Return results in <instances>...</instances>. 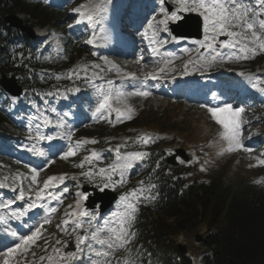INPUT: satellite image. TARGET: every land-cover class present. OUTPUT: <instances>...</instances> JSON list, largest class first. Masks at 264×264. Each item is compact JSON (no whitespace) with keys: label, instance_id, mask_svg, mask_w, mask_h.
I'll list each match as a JSON object with an SVG mask.
<instances>
[{"label":"snow or ice","instance_id":"snow-or-ice-1","mask_svg":"<svg viewBox=\"0 0 264 264\" xmlns=\"http://www.w3.org/2000/svg\"><path fill=\"white\" fill-rule=\"evenodd\" d=\"M107 0H88L86 4H81L77 8L73 9L78 13L81 19L87 20L89 23L98 17L99 13L104 10V4ZM165 0H160V4L163 5ZM173 3L177 6L175 11H171L169 14L163 7L160 8V12L163 13V18L157 20L156 16L148 21L147 28L143 34L144 39L149 41V44L163 45L167 43V40L158 39L160 32L168 31L169 21H175L179 19L178 13L182 12H194L203 17L204 22V39L196 41L198 49H203L208 53L207 56L202 53L197 56V61H203L201 67H210L213 63L225 60H247L254 58L259 53H264V0H173ZM80 20H77L79 23ZM151 30V38L148 36V32ZM220 37H227V39L221 40ZM87 43L92 44L93 40L89 39ZM219 49L235 50L230 51L227 55L222 53ZM150 51L155 54L158 49L153 47ZM187 52L188 49H183ZM95 55V53H93ZM140 61H137L139 63ZM166 64L171 63L170 60L165 61ZM188 63H194L189 61ZM93 67H99L93 65ZM87 71V66H81V69L72 70L68 74V78L71 79L73 75L78 76V71ZM119 72V69H116ZM162 71V70H161ZM184 74H188L187 64L185 65ZM129 76H135L134 73H129ZM240 76H245V73H238ZM149 77L155 79L156 76L152 73H146L145 79ZM60 77H57L59 79ZM247 79L251 80V76H247ZM90 82V81H89ZM109 85L112 81L107 82ZM253 88H256V84H252ZM72 92L80 91L79 88L69 89ZM100 96L99 103L95 109L94 117L98 119H109V123H113L111 117L115 113V121L119 122L121 118L131 119V113L133 109L129 106L124 110L113 106V101L120 103L126 96H139L147 97L151 95L148 91L136 90L133 92L125 93L120 89H107L103 87L98 88ZM52 93H49L51 95ZM204 107V105H201ZM242 107H234L229 103H224L222 106L208 107L207 112L210 114L211 120H213L220 127L218 133L220 151L218 155H223L225 152L231 153L237 150H243L245 152H251L252 149L247 148L242 143V125L247 123L242 116L244 112ZM43 116V113H41ZM44 123L50 124L51 120L46 116L44 117ZM64 121L58 122V127H63ZM31 132V129H29ZM36 139L51 141L54 139L51 135H43L39 131L36 133ZM67 140L70 142L68 150L63 153L61 159L67 160L69 157L75 156L80 148L86 144H96V140H77L72 142V132L69 131L66 135ZM153 138L147 135H139L135 138L134 143L141 145H147L152 142ZM128 141L125 140L124 144L117 145L115 149H109V151L115 152V159L103 167H98V163L102 162V156L95 150L89 152L84 156L83 160L74 165L80 169H84L85 165H89L88 170H82L79 175L86 180L93 181L99 179L103 185V188H113L115 190L118 185H123L127 182V174L130 169H133L137 162L143 161L149 156L146 151H124L122 148L127 146ZM34 151L44 156L45 152L41 149H34ZM264 155V154H262ZM183 162V161H181ZM257 162L260 165H264V159L257 158ZM51 163V161H49ZM159 162L156 167L158 168ZM93 169H96L95 171ZM42 169H31L30 184L27 190L20 188L16 200L23 201L27 195H34L31 203L27 205L28 209L41 207V201L46 198L54 200H60L59 196H54L50 191L51 188L63 184L66 175L60 176H48L43 180L42 186L38 183V177ZM201 171L204 168L201 167ZM151 175V174H150ZM118 177L119 179H114ZM12 190L16 191V181H20L23 178L20 175H16L13 178ZM71 179L77 180L76 176H72ZM8 180L7 177L4 178ZM259 183V181H257ZM138 187H134L128 192L121 194L118 198L116 208L111 212L109 217L103 218L101 223L97 213L89 211L81 204L82 200H86L87 196L82 192H77L78 199L75 200V208L73 205H68V210L64 213V218L55 225L62 233H68L69 228L71 232L75 234V251L62 252L61 248L53 246V253L55 255L40 256L39 261H45L47 259L48 264H71L72 261L77 260L87 250L94 254L97 260L93 261V264H113L111 257L119 250H124L126 253H130L129 245L133 242L136 233L133 231V225L137 219V213L140 205L147 202L154 201L156 196L153 190L156 188L155 184L141 180L138 182ZM35 186V187H34ZM9 187L4 182L0 183V188ZM63 192L67 193L68 188L65 187ZM7 203H0V209L9 208ZM57 212L56 207H46L45 216L42 220L33 228L30 229L29 234L17 236L15 232L11 235L18 240L14 246L8 247L3 253V259L0 260V264H20L21 259L23 264H35L34 261H29L27 255L32 250L33 246L37 245V241L43 239V233L46 231L45 225L52 223L51 215ZM15 216V213H12ZM23 215V213H20ZM3 219V217H0ZM95 222V223H94ZM85 223L88 227H85ZM45 244H48V240H44ZM56 245L63 244L67 247V241L57 239ZM47 251V249H45ZM31 255L35 257V252L32 251ZM119 264V262H118ZM122 264H137V261L130 255H127Z\"/></svg>","mask_w":264,"mask_h":264},{"label":"trees","instance_id":"trees-1","mask_svg":"<svg viewBox=\"0 0 264 264\" xmlns=\"http://www.w3.org/2000/svg\"><path fill=\"white\" fill-rule=\"evenodd\" d=\"M41 11L39 7L30 6L24 0H0V71L17 72L19 69L9 61L10 54L2 45L9 36V29L2 22V16L24 12L41 19ZM4 30L8 31L6 35H3ZM2 120L3 117L0 116V121ZM239 161L238 158L235 159V163ZM217 162V176L207 185L196 181L188 190L182 191L177 187L182 176H167L161 201L157 204L159 217L151 219V227L145 226L144 237L156 241L157 245H150L149 250L157 259L160 254L163 255L160 253L163 241L160 239L161 234L191 232L201 223L210 227V223L216 221L215 225H219L217 232H208L210 229L205 231V246L209 247L210 256L213 257L208 264H264V185H250V188L232 193L230 184H222L223 162ZM230 171L242 176L251 174L242 166ZM167 246L171 249L173 240ZM178 264H189V261L182 258Z\"/></svg>","mask_w":264,"mask_h":264},{"label":"rangeland","instance_id":"rangeland-1","mask_svg":"<svg viewBox=\"0 0 264 264\" xmlns=\"http://www.w3.org/2000/svg\"><path fill=\"white\" fill-rule=\"evenodd\" d=\"M166 1H171L172 2V4H173V0H166ZM153 8H158V9H156V10H154L155 11V14H156V12H160V8L162 7V5L160 4V0H154V2H153ZM62 9H64V8H62ZM176 10V9H175ZM178 16H179V13H178ZM106 19V18H105ZM61 24H65V23H67V25H70L71 24V21H70V18H69V16H68V14H66L65 16H63V18L61 19ZM176 21V20H175ZM57 36H60L61 34L59 33H57L56 34ZM71 53H72V56H77V53L76 52H72L71 51ZM80 56V55H79ZM252 59H254V58H252ZM252 59H247V60H239L238 62H234L235 60H232L231 61V64L232 65H237V66H240L241 68H243V67H247V66H249V67H253V62H252ZM101 61V60H100ZM128 62H132V59H130ZM218 62H220V61H217V63ZM101 63L103 64V65H105L102 61H101ZM227 63V62H226ZM226 63H225V65H226ZM257 63V62H256ZM95 69V68H94ZM125 69L127 70V71H134L135 69H136V67L134 66V65H132V64H128L127 66H125ZM113 71H114V69H113ZM151 96V95H150ZM150 96H147V97H139V96H126L122 101H121V105H122V107H123V110L126 108V107H131L132 109H133V112L131 113V116H132V118L131 119H134L136 116H138L140 113H141V111L143 110V108H144V106L146 105V103L150 100V102H153V101H156V102H158V100L159 99H162L163 97L162 96H156V97H150ZM171 101H173L174 103H180V104H177V105H187V106H190L191 108H195V109H197L199 112H203V113H207L209 116V119H211V117H210V114L208 113V112H206L207 110L206 109H204L203 107H201L200 105H198V104H195V103H189L188 101H186V100H183V99H175V100H173V99H171ZM150 102H149V104L148 105H150ZM115 103V101H113V104ZM160 105L162 106V107H164L165 109H169L170 108V105L168 104V103H163V102H160ZM190 107H188V108H190ZM194 110V109H193ZM194 111H196V110H194ZM144 112H146L147 114H152L153 112H150V110H146V111H144ZM244 115H246L245 116V120H247L248 122H247V125H246V123L245 124H243L242 125V137H241V139H242V143L244 144V146L245 147H247V148H252V146L251 145H248V144H245V140L246 139H250V137L251 136H253V135H257V134H262L263 132L262 131H256L257 130V128L256 129H253V128H255V127H253V115L251 114V113H248V114H244ZM126 119H123V118H121V120L119 121V122H124ZM112 121L113 122H115V119L114 118H112ZM164 121H167L168 122V124H172L171 123V120L170 119H164ZM184 122H182V123H177V124H172L173 125V127H175L176 129H178V130H181L182 131V128H185L187 125H191V126H193V133H194V136H193V139L196 137V135L197 134H199L200 132H201V130H202V128L200 127V126H198L194 121H186V120H183ZM213 121V120H212ZM257 121H254V124L256 123ZM259 123V122H258ZM214 124H216L215 122H214ZM217 129H220L219 127H217ZM184 131H185V129H184ZM216 144V140L214 141V145ZM257 150L258 149H256L255 151H253V152H245V151H243L242 149L241 150H239V151H242L241 153H243V155H245V157H249V156H251V155H253V154H256L257 153ZM238 151V150H237ZM263 152V151H262ZM263 154V153H262ZM70 157L67 159V160H62L59 164H58V162L57 163H55V164H53L52 165V167L51 166H49V162L47 163V164H45V166L44 167H42L41 169H42V171L40 172V175H39V177H38V179H40V178H47L48 176H50V169H49V167H51V169L52 170H54V171H56L57 173H59L58 172V170H59V168L60 167H63V168H65L66 170H68L69 169V164H68V162H70ZM260 159H264V157H260ZM60 161V160H59ZM71 163V162H70ZM258 164V162H257V160L253 163V166H255V165H257ZM29 168H30V172H31V167L30 166H28ZM224 170L226 169V168H223ZM27 170H28V168H27ZM57 173H52V174H57ZM58 175H64V174H58ZM56 203V208H57V213L58 212H61V211H63V210H65L66 209V202H65V200H63V199H61V200H59V201H56L55 202ZM169 221H171V220H169ZM38 242H40V241H37V246H39L40 244L38 243ZM36 250V246H34L33 248H32V250L29 252V254L27 255V259L30 261V257L32 256L31 255V252L32 251H35ZM41 250L42 251H44V249H43V247H41ZM33 257V256H32ZM3 259V257L0 259V260H2ZM20 264H23V260L21 259V261H20Z\"/></svg>","mask_w":264,"mask_h":264},{"label":"water","instance_id":"water-1","mask_svg":"<svg viewBox=\"0 0 264 264\" xmlns=\"http://www.w3.org/2000/svg\"><path fill=\"white\" fill-rule=\"evenodd\" d=\"M9 20L14 23L16 19L14 17H11V18H9ZM185 21L186 20H184L183 23H185ZM186 29L189 30V31H191V34H194V30L192 28L191 29L190 28H186Z\"/></svg>","mask_w":264,"mask_h":264},{"label":"bare ground","instance_id":"bare-ground-1","mask_svg":"<svg viewBox=\"0 0 264 264\" xmlns=\"http://www.w3.org/2000/svg\"><path fill=\"white\" fill-rule=\"evenodd\" d=\"M106 18V17H105Z\"/></svg>","mask_w":264,"mask_h":264}]
</instances>
